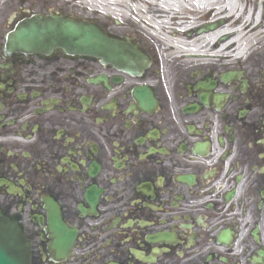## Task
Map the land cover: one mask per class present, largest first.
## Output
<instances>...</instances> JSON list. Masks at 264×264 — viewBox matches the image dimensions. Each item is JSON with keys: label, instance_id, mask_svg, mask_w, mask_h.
<instances>
[{"label": "flooded vegetation", "instance_id": "1", "mask_svg": "<svg viewBox=\"0 0 264 264\" xmlns=\"http://www.w3.org/2000/svg\"><path fill=\"white\" fill-rule=\"evenodd\" d=\"M66 7L0 1V211L22 227L31 263L249 264L254 233L264 245V34L240 62L167 79L137 43L151 60L143 81L89 56L4 54L27 15L82 18ZM142 84L153 110L135 105ZM224 231L232 247L218 243Z\"/></svg>", "mask_w": 264, "mask_h": 264}, {"label": "bare ground", "instance_id": "2", "mask_svg": "<svg viewBox=\"0 0 264 264\" xmlns=\"http://www.w3.org/2000/svg\"><path fill=\"white\" fill-rule=\"evenodd\" d=\"M86 1L110 18L127 21L134 17L140 21L147 33L162 37L166 43L164 55L173 56L172 60L241 57L242 46L256 41L264 27L261 0H142L141 4L133 0ZM203 20L200 27L225 22L214 30L198 33L197 24ZM229 34V40L219 43L221 36Z\"/></svg>", "mask_w": 264, "mask_h": 264}, {"label": "water", "instance_id": "3", "mask_svg": "<svg viewBox=\"0 0 264 264\" xmlns=\"http://www.w3.org/2000/svg\"><path fill=\"white\" fill-rule=\"evenodd\" d=\"M7 50L94 55L126 70H134L139 56L129 44L110 38L95 24L62 16H36L20 23L8 35ZM17 223L0 218V264H29Z\"/></svg>", "mask_w": 264, "mask_h": 264}, {"label": "rangeland", "instance_id": "4", "mask_svg": "<svg viewBox=\"0 0 264 264\" xmlns=\"http://www.w3.org/2000/svg\"><path fill=\"white\" fill-rule=\"evenodd\" d=\"M61 4H64V5H67L66 7V10H71L72 11V8L70 5L66 4L64 0H58ZM70 4H74L75 2H69ZM102 13H99L97 14L96 16L100 19V21L104 22V23H107L109 29L115 33H118V34H130L131 36H133L135 39H141L142 40V43L147 46V47H150L152 46L153 48H155L156 50V53H158V55L161 57H163V48H162V45L160 44V42L156 39V38H153L152 36H150L149 34H147L141 26H137V25H134L132 23V21H126L124 19H121V25H117V24H111L109 26L108 22H114V19H109L107 18L106 16H103L101 15ZM113 20V21H112ZM170 61L172 63H176L175 66H181L183 64H186L184 62L186 61H183L182 59H178V60H172V58H169Z\"/></svg>", "mask_w": 264, "mask_h": 264}]
</instances>
